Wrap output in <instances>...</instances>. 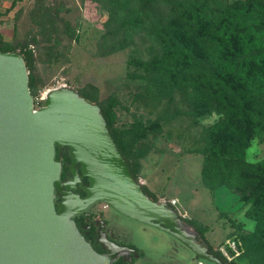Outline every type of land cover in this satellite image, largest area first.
Listing matches in <instances>:
<instances>
[{
	"label": "rangeland",
	"instance_id": "1",
	"mask_svg": "<svg viewBox=\"0 0 264 264\" xmlns=\"http://www.w3.org/2000/svg\"><path fill=\"white\" fill-rule=\"evenodd\" d=\"M205 0H2L0 48L20 50L29 43L36 54L34 97L67 85L100 89V99L117 98V124L129 149L141 156V181L162 201H176L182 217L205 229L215 250L236 264H264L244 247L243 236L257 221L249 216L250 199L221 184L233 164L211 156L220 143L226 150L244 149L248 163L264 159V141L253 133L213 128L225 118L218 105L215 46L203 37L186 11ZM236 0H210L216 14ZM14 2L16 7L12 8ZM176 42L193 59L189 75L168 79L146 76L133 63L162 58ZM249 110L257 107L245 84L229 91ZM123 224L138 231L142 226ZM166 245L168 237L155 232ZM242 246L244 251L242 250Z\"/></svg>",
	"mask_w": 264,
	"mask_h": 264
},
{
	"label": "water",
	"instance_id": "2",
	"mask_svg": "<svg viewBox=\"0 0 264 264\" xmlns=\"http://www.w3.org/2000/svg\"><path fill=\"white\" fill-rule=\"evenodd\" d=\"M64 149L75 179L81 173L89 180L87 197L67 205L55 202L57 191L70 197L73 188L63 183V163L56 159ZM143 185L134 179L99 105L62 85L47 90L38 107L23 56L0 51V264L101 261L71 220L99 202L163 231L208 263L224 264L168 201H153Z\"/></svg>",
	"mask_w": 264,
	"mask_h": 264
},
{
	"label": "trees",
	"instance_id": "3",
	"mask_svg": "<svg viewBox=\"0 0 264 264\" xmlns=\"http://www.w3.org/2000/svg\"><path fill=\"white\" fill-rule=\"evenodd\" d=\"M209 1L188 6L186 13L191 22L190 30L196 28L216 47L213 50L215 55L212 64L217 77L213 82L222 88L218 90V105L226 113L224 120L213 128V132L219 134L227 129L242 130L253 133L264 141V0H236L218 14L210 11ZM14 7L16 2L12 8ZM165 49L162 58L150 64L133 63L135 70L142 69L149 77L154 73L166 76L168 79L189 77L185 72L190 73L193 69V59L183 54L179 44L174 41L165 46ZM0 51L17 52L23 56L30 72V88L34 96L33 69L36 54L30 44L26 43L18 51L10 47L0 48ZM236 83L249 87L257 101V107L250 111L240 98L234 93H229ZM74 90L87 101L99 105L112 137L130 165L134 179L140 182L143 169L141 156L137 151L129 149L124 141L117 124V98L111 96L103 102L100 99V89L92 84ZM210 154L215 159L226 160L233 164L228 180L220 182V185H226L250 199L249 216L257 221L258 227L253 233L244 235L242 239L244 247L252 253V256H261L264 260V159L257 163H248L243 148L234 152L226 150L218 142L212 145ZM142 188L153 201H160L157 194L148 186L143 185ZM182 219L204 238L211 247L212 254L224 264H236L229 261L221 251L214 249L202 226L192 219L184 217ZM242 250L244 251L243 246Z\"/></svg>",
	"mask_w": 264,
	"mask_h": 264
},
{
	"label": "flooded vegetation",
	"instance_id": "4",
	"mask_svg": "<svg viewBox=\"0 0 264 264\" xmlns=\"http://www.w3.org/2000/svg\"><path fill=\"white\" fill-rule=\"evenodd\" d=\"M56 159L63 163L61 175L63 183L73 185L71 200L66 192L57 191L56 204L67 205L75 199L84 200L87 197L85 188L89 186L88 178L82 177L79 170L80 174L75 179V175L70 171L72 162L66 149L61 158L57 150ZM76 168L80 169V165ZM72 211L74 212L75 209ZM71 220L77 225L87 244L101 258L96 264H211L163 231L126 218L102 202L75 213L71 216ZM123 220L142 227L136 231L123 224ZM155 232L168 237L169 244L166 245L155 236ZM198 239L205 241L199 233ZM210 253L212 254L211 247Z\"/></svg>",
	"mask_w": 264,
	"mask_h": 264
},
{
	"label": "built area",
	"instance_id": "5",
	"mask_svg": "<svg viewBox=\"0 0 264 264\" xmlns=\"http://www.w3.org/2000/svg\"><path fill=\"white\" fill-rule=\"evenodd\" d=\"M169 203H171V205H172L174 208H176V210L178 211L176 201H171V202H169ZM178 212H179V211H178Z\"/></svg>",
	"mask_w": 264,
	"mask_h": 264
}]
</instances>
